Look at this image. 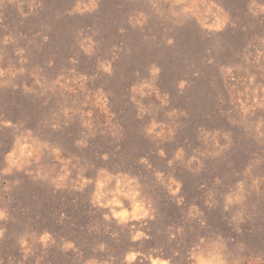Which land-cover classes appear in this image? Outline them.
Masks as SVG:
<instances>
[{"label": "rangeland", "instance_id": "374dc122", "mask_svg": "<svg viewBox=\"0 0 264 264\" xmlns=\"http://www.w3.org/2000/svg\"><path fill=\"white\" fill-rule=\"evenodd\" d=\"M0 264H264V0H0Z\"/></svg>", "mask_w": 264, "mask_h": 264}]
</instances>
